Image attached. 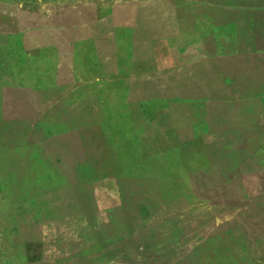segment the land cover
Here are the masks:
<instances>
[{
    "label": "crops",
    "instance_id": "0c3cea01",
    "mask_svg": "<svg viewBox=\"0 0 264 264\" xmlns=\"http://www.w3.org/2000/svg\"><path fill=\"white\" fill-rule=\"evenodd\" d=\"M261 1L254 8L223 7L221 12L227 19L222 27L216 25L214 11L201 10V15L211 16V23L202 25L200 39L188 44L168 34V27L182 31V25L158 26L152 21L146 26H132L128 71L98 72L100 78H113L111 83L125 84L130 132L122 136L137 142V160L148 176L140 183L131 182V169L130 178L127 176L130 216L126 215L123 223L140 250L190 251V264H200L203 256L209 263L217 260L223 264H247L248 257L254 256L255 264H264V161L260 159L264 154V122L248 123L234 114L238 108L246 112L247 102L254 99L260 103V110L264 108ZM156 26L165 28L155 34ZM216 27L222 28L221 35L215 34ZM80 44L71 39L36 47L54 52L51 62L56 65L52 74L56 88L47 91L62 90L61 95L53 93L59 98L53 99L57 101L49 111H57L60 102L68 101L80 112L86 111L85 88L99 80L87 77L85 63L83 67L87 50H81ZM95 57L101 65L98 48ZM36 117L39 120L41 116ZM77 118L71 129L51 136L52 147L39 157L45 162L38 164L49 165L63 175L67 189L80 200L88 186L96 184H90L86 177L96 181L102 176L98 169L104 157L88 151L89 137L96 130L106 133L102 121L88 123L84 115ZM253 143L259 145L253 152L257 164L253 176L259 179L254 189L248 188V174L243 173L248 144ZM131 154L130 150V162ZM116 164L120 175V160ZM198 177L209 181L208 191L214 193L212 207L201 215L193 210L206 204L200 192L207 186L199 184ZM230 192L238 193V198ZM231 199L241 203L231 204ZM177 206L182 207V214H163Z\"/></svg>",
    "mask_w": 264,
    "mask_h": 264
},
{
    "label": "rangeland",
    "instance_id": "374dc122",
    "mask_svg": "<svg viewBox=\"0 0 264 264\" xmlns=\"http://www.w3.org/2000/svg\"><path fill=\"white\" fill-rule=\"evenodd\" d=\"M259 2L0 0V264H190V251L140 250L123 223L126 215L130 216V208L126 207L130 203V191L126 188L130 169L133 183L148 176L142 162L137 160V142L123 140L126 137L122 133L130 132L125 84L111 83L113 78H100L98 72H117L122 67L119 62L129 59L130 40L134 38L132 26H146L152 21L158 26L182 25V31L168 27L171 30L168 34L188 44L200 39L202 25L211 23V16L201 15V10L214 11L218 25L227 19L221 12L223 7L254 8ZM261 2L264 4V0ZM252 19L258 21L259 17ZM158 26L155 34L165 28ZM229 29L238 33L236 27ZM215 34L221 35L222 28L216 27ZM71 39L81 42V50L86 47L83 67L85 63L89 79L99 81L88 83L85 88L86 111L80 112L69 101L60 102L57 111H49L48 107L57 101L53 99L59 98L53 97V93L61 95L62 90L47 91L55 87L52 74L56 65L51 62L54 52L39 51L36 47ZM95 48L102 55L101 65L96 61ZM246 105V112L238 108L235 116H242L248 123L264 122V108L259 109L256 99ZM83 115L88 123L102 121L106 134L96 130L89 137L88 151L104 157L98 169L102 176L96 181L94 177H86L90 184H96L88 186L79 200L67 189L63 175L38 162H45L39 157H44L52 147L51 136L71 129L78 122L77 116ZM36 116L41 117L37 120ZM258 146L248 144V161L243 169L248 174L247 186L252 189L259 182L253 176L257 165L253 152ZM263 148L264 143L262 152ZM260 159L264 161V154ZM119 160L120 175L116 164ZM198 183L206 187L209 181L203 177ZM209 188L200 192L206 204L193 210L200 215L207 214L212 207L214 193ZM230 195L239 196L233 192ZM261 198L264 201V191ZM239 200L230 202L237 205L241 203ZM166 210L164 215L183 212L180 206ZM254 260L250 256L246 263L255 264ZM199 262L223 264L217 260L209 263L205 256Z\"/></svg>",
    "mask_w": 264,
    "mask_h": 264
},
{
    "label": "trees",
    "instance_id": "16d2710c",
    "mask_svg": "<svg viewBox=\"0 0 264 264\" xmlns=\"http://www.w3.org/2000/svg\"><path fill=\"white\" fill-rule=\"evenodd\" d=\"M122 65V67H119L121 68L120 70L118 69L117 72L114 71L113 73L114 74H122V73H126L128 71V68H129V61L126 59L125 61H121L119 62V66ZM125 66V67H124ZM126 68V69H125ZM104 88V87H103ZM112 90H110L108 93H110ZM95 95V94H94Z\"/></svg>",
    "mask_w": 264,
    "mask_h": 264
}]
</instances>
